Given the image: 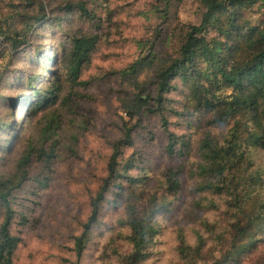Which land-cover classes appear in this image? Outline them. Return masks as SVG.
Here are the masks:
<instances>
[{"label": "trees", "instance_id": "1", "mask_svg": "<svg viewBox=\"0 0 264 264\" xmlns=\"http://www.w3.org/2000/svg\"><path fill=\"white\" fill-rule=\"evenodd\" d=\"M196 1L205 8L199 24L169 20L167 4L156 8L161 21L155 26V34L143 42L138 41L139 46H147L148 52L118 71L122 76H134L146 61H150L148 56H156V48L169 44L170 49L165 50L163 63L150 82L152 90L138 86L133 103L124 107L128 119L122 120L121 137L110 144L107 174L90 199V213L81 231L74 236L75 259L70 264H82L100 204L112 188L117 189L112 202L126 203L124 218H119L117 226H124L127 231L118 233L124 241L122 244L112 246L113 239L102 244L101 264H148L155 255V239L160 232L155 216L168 204L164 197L156 201L154 195L150 205L138 208L136 202L143 195L142 191L137 192L138 187L144 188L150 178L146 173L128 174L134 160L123 161L122 155L124 148L133 144V131L140 126L142 114L160 115L161 127L167 135L168 155L176 152L183 156L189 152V136L170 131L163 114L171 111L166 93L177 89L178 85L182 86V109L173 110L174 115L191 117L198 129L227 130L222 142L209 134L200 140V161L197 163L198 175L209 179L198 189L223 198L225 212L213 223L203 220L204 230L194 231V243L178 234L179 261L195 264L211 257L210 264H243L244 259L250 260L254 255L250 264H264V253L256 254L264 239V164H256L253 157L254 153L264 151V0ZM4 4L12 13L0 22L2 57L18 51L23 53L26 46H31V38L37 30H62L64 23L71 24L75 20L87 21L89 27L98 26L87 0H60L58 3L55 0H6ZM254 6L259 20L253 19L250 13ZM10 19H17V22L9 24ZM99 38L100 33L91 29L64 30L53 55L48 51L47 59L46 52L32 58L33 64L43 67L49 64L51 68L45 70L42 86L33 88L41 75H28L24 83L31 92L9 99L13 104L24 106V116L17 129L14 123L0 120V132L5 134L10 130L14 135L13 143L5 142L6 136L2 139L0 150L9 153L21 137L24 147L13 171L0 174V264H12L21 242L20 236L11 229L17 217L12 198L29 179L32 162L41 165L40 174L33 179L46 185L55 163L64 159L63 152L76 156L79 137L88 130L89 121L75 102V98L86 96L73 87L89 84L80 76ZM10 65L9 62L0 70V81L4 74L13 70ZM4 82L11 83L9 79ZM64 83L71 87L67 93ZM29 127L35 130L25 135ZM182 174L181 164L162 170L160 186L166 194H179ZM212 203L211 206L217 208ZM18 215V225L25 226L27 218ZM208 242H211L209 246ZM216 253L218 257H214Z\"/></svg>", "mask_w": 264, "mask_h": 264}, {"label": "rangeland", "instance_id": "2", "mask_svg": "<svg viewBox=\"0 0 264 264\" xmlns=\"http://www.w3.org/2000/svg\"><path fill=\"white\" fill-rule=\"evenodd\" d=\"M5 1L0 2L1 23L12 13V9L4 4ZM58 1L60 0H55L56 3ZM87 1L88 7L95 13L97 27H89L84 20H75L71 24L64 23L62 30L53 28L37 30V34L31 38V46H26L23 53L18 51L0 56V70L9 62L10 68H13L4 74V79L0 81V120L2 123L5 121L14 123L17 129L24 116V106L13 104L9 99L14 100L24 92H31L24 83L26 76L41 75L42 78L33 85V88H40L41 80L45 79V70H51L49 64L45 65L46 67L42 64H33V56L46 52L47 59L50 54L48 51L53 55L64 30L91 29L100 33L90 62L83 67L80 76L81 80H88L89 84L73 87V90H79L86 96L75 98V102L78 103L79 111L84 113L89 121L88 130L79 137L75 148L77 155L70 156V153L63 152L64 159L55 163L54 171L46 185L33 179L41 172V165L33 161L29 168V179L13 195L12 207L17 217L11 229L20 236L21 242L15 250L12 264H70L75 259L72 250L73 239L81 231L82 223L90 213V199L107 174L110 144L121 137L122 120L128 119L124 107L133 103L134 95L139 92L138 86L152 90L150 82L153 81L155 71L162 65L164 52L167 48L170 49L169 44L165 48L163 46L156 48V56L154 58L152 55L148 56L150 61H146L134 76H122L118 71L148 52L147 46L144 44L143 47L139 46L138 41L143 42L155 34V26L161 21L156 8L161 9L167 4L169 20L191 24H199L205 10L196 0ZM250 13L253 19L259 20L255 6ZM15 22L17 19L8 20L9 24ZM6 79L10 80V85L4 82ZM69 90L71 87L64 83V92L67 93ZM181 90L182 86L178 85L177 89L166 93L167 105L171 111H165L163 114L169 122L170 131L189 136V152L183 156L176 152L168 155L165 149L167 135L161 127L160 115L142 114L140 126L133 131V144L124 148L122 155L123 161L128 158L134 160L128 174L146 173L150 178L144 188L142 185L138 187L137 192H143L136 202L138 208L144 209L150 205V199L154 195L156 201H161L164 197L168 204L155 216L160 232L155 239L156 253L148 264H181L176 250L178 234H183L189 243H194V231L204 230L201 222L206 220L213 223L220 220L226 209L223 198L207 190L198 189L209 179L198 175L197 163L200 161L198 153L200 140L209 134L216 141L222 142L227 130L198 129L191 117L174 115L173 110L182 109ZM9 127L10 125L6 128ZM34 130L33 127L27 128L25 135ZM13 137L10 130L5 134L0 132V143L3 138L5 142L13 143ZM22 139L24 138L21 137L20 142L9 153L0 150V174L13 171L16 159L24 147ZM253 157L256 164H264V151L254 153ZM179 164L183 165L181 190L178 195L166 194L164 187L160 186L162 170ZM116 191V188H112L100 204L98 220L92 228L91 241L84 252L82 264H101L99 260L101 246L110 239H113L112 246L124 242L118 233H125L127 229L124 226L119 228L117 224L119 218H124L126 203L112 202ZM211 203L216 204L217 208H213ZM18 214L27 218L25 226L18 225L17 222L20 220ZM210 244L211 242H208L207 246ZM124 249L125 247L122 248ZM260 253H264V239L256 252L257 255ZM218 256L219 253H216L214 257ZM253 257L254 255L250 260ZM212 259L205 258L195 264H210ZM250 260L244 259L243 264H250Z\"/></svg>", "mask_w": 264, "mask_h": 264}]
</instances>
